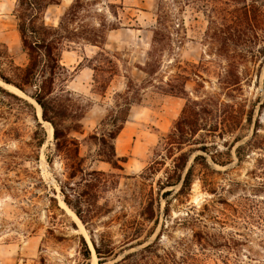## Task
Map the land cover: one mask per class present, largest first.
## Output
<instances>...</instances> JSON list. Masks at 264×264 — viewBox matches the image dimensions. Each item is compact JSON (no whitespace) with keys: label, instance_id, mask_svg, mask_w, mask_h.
<instances>
[{"label":"rangeland","instance_id":"rangeland-1","mask_svg":"<svg viewBox=\"0 0 264 264\" xmlns=\"http://www.w3.org/2000/svg\"><path fill=\"white\" fill-rule=\"evenodd\" d=\"M80 1L83 7L75 25L94 28L99 40L121 27L111 45L119 49L113 56L105 51V42H100L104 50L95 49L98 52L91 53V58L67 66L74 74L67 82L56 81L54 94L61 88L69 92L58 98L53 95L49 102L48 114L58 123L57 133L33 97L14 92L20 99L0 90V264H91L93 251L83 230L102 251L109 243L115 247L117 255L107 263H100L96 252L97 264L122 259L152 242L160 231L164 246L191 236L192 230L177 220L190 205L201 207L218 195L206 191L198 177L186 196L177 194L181 183L168 182L184 176L198 154L206 156L217 170L211 173L225 186V190L221 185L218 188L224 199L232 202L245 194L255 197L264 215V166L257 161L264 159V0ZM15 7L16 0H0V54L8 50L11 55L0 58V74L10 79L16 78L17 66L28 62ZM63 11L53 5L45 20L54 23ZM79 43L73 47L85 42ZM144 48L151 54L147 49L143 52ZM63 61L70 62L66 57ZM84 64L93 69L82 71ZM114 73L118 76L113 82ZM174 86L177 89L172 92ZM178 87L183 88L181 93ZM209 97L215 109L226 103L244 104L253 115L252 123L244 121L234 134L221 136L207 131L210 125L193 134L185 125L177 127L190 100L201 102ZM129 102L133 104L128 112ZM201 109L196 108L201 112L200 122L210 117L219 121L216 111L206 114ZM126 115L153 140L147 138V145L124 146L126 150L121 151L120 142L110 135ZM259 118L261 136H254ZM236 136L241 139L233 143ZM114 144L116 154L127 156L126 162L105 160ZM239 145L262 148L246 150L239 158ZM202 146H210L214 154L229 151L221 157L228 163L213 162ZM64 191L81 210L84 221L65 203ZM60 201L79 217L83 230ZM151 202L158 220L156 226L155 219L148 223L155 228L153 235L144 244L122 249ZM222 206L217 205L215 216L221 215ZM220 224L210 229L223 228L228 236L243 234L234 250L240 254L238 258L248 260L254 255L264 263L263 225ZM82 236L90 248L89 259L83 255ZM33 246L39 247L37 255ZM223 250L227 253V248Z\"/></svg>","mask_w":264,"mask_h":264},{"label":"trees","instance_id":"trees-1","mask_svg":"<svg viewBox=\"0 0 264 264\" xmlns=\"http://www.w3.org/2000/svg\"><path fill=\"white\" fill-rule=\"evenodd\" d=\"M60 3L61 0H16L15 16L18 20V31L23 50L28 57V62L25 66L16 67L17 72L15 73V79H10L8 76L0 74L2 80L18 87L40 104L43 109V117L52 122L56 133L58 132L59 126L55 118L48 114L49 102L53 99V95L58 98L62 93L69 92L66 88H61L60 92H57L58 94H54L56 81L61 80V83L67 82L68 78H71L74 74L62 62L63 51L70 49L75 43H79L80 40L85 43L97 45H100V42H105V37L100 38V40L97 38L98 34L94 31V28L86 26L80 28L75 25L83 7V3L80 0L73 1L61 15L57 25L48 24L45 20L47 9L51 5ZM152 40L154 42V38ZM149 54H151V52H149ZM10 56L8 50L0 54V58H9ZM148 74L151 75L152 72H148ZM228 83L229 85L234 84L230 81ZM174 89H177V87L174 86L171 88V91L174 92ZM0 90L22 99L20 96L6 90L1 85ZM182 91L183 88L178 87V93ZM27 103L31 106L33 105L29 102ZM132 104L133 102L127 104L128 112ZM214 105L215 103L212 97L204 99L201 102L190 100L183 109V114L177 123V127L180 128L185 125L189 128V132L193 134L200 129H207L206 127L210 125L207 131L214 134L219 132L221 136L224 134H234L239 130L244 121L252 123L253 115L251 111L246 110L244 104L237 105L236 103H226L216 109ZM200 106L202 112L206 114H213V112L216 111V115L218 114L219 116V121L214 122L213 117H210L205 118L204 122H200L199 115L201 112L196 110V108ZM261 106L264 108V101ZM128 115L122 118L121 124L111 133L110 136L112 139H117L119 133L128 121ZM261 125L259 118L258 123L254 126V136H261L259 134ZM76 127H79V125H76ZM183 136H185V134ZM240 139V136H236L233 143H236ZM249 141L250 139L247 140L246 143ZM178 142H181V144L185 143V141H180V139ZM209 147L210 146H202L201 149L210 155L213 162L221 165H226L228 163L221 157L225 154L229 155V151L221 152L217 150L218 154H214L209 151ZM259 147L262 148V146L239 145L236 148V153L238 157L241 158L243 155L242 153L246 150ZM112 149L113 153L107 156L105 159L106 161L117 164L121 159L125 162L128 160L127 156H119L116 154L115 144L112 146ZM257 161L258 164L264 166V159L262 157L258 158ZM186 164V161L182 164L181 171L185 170ZM175 168L178 169L179 165H175ZM211 172H217V170L211 166L206 156L198 154L194 157L193 163L188 167L184 176L180 174L175 182H168V185L181 183L177 194L179 196H186L191 192L194 179L198 177L206 191L212 193L214 196L218 195L217 199L212 198L201 207L190 205L186 215L179 217L177 220L183 227L192 230L191 236L181 237L171 246H164L161 243L162 237L160 231L152 242H149L139 250L129 252L122 259L109 264H264L258 258L253 257L254 255L248 256V260L238 258L240 254L234 250L238 249V245L241 243L238 236H242L243 234L236 232L228 236L223 228L214 231L210 229L216 228L214 225L217 223H222L220 224L221 226L232 223L234 226H243L244 228L249 225L250 227H254L255 223L264 226V215H262L259 210V204L256 198L245 194L229 202L227 199L223 198L222 192L220 193L218 191L221 184H218V182L213 179ZM253 172L256 173L257 171L255 170ZM261 185H264V183ZM221 186L223 190L226 189L224 185ZM170 191L171 190H168L166 194H169ZM64 201L83 220L81 210L74 205L73 200L65 191ZM169 204L170 202L168 200L166 210L169 209ZM218 204L223 205L222 209H219L221 215L215 216L213 211L217 209ZM142 216L143 220H139V226L136 228L135 232L127 236L126 240L123 241L122 249L144 244L153 235L155 228L148 225L149 222L155 219V209L152 202L144 208ZM206 219L211 221L214 225L209 226L208 222L205 221ZM156 224H158L157 219H155V226ZM91 240L100 258V263H107L111 257L117 255L115 247L111 243L107 244L105 251H102L93 237ZM82 241L84 246L83 255L86 259H89L91 255L90 248L83 236ZM223 248H227V253L224 252Z\"/></svg>","mask_w":264,"mask_h":264},{"label":"crops","instance_id":"crops-1","mask_svg":"<svg viewBox=\"0 0 264 264\" xmlns=\"http://www.w3.org/2000/svg\"><path fill=\"white\" fill-rule=\"evenodd\" d=\"M69 3V4H68ZM68 3H65L63 0H61V3L60 4H55V6H61L63 7L64 11L73 3L72 0H70V2ZM53 6V5H51ZM48 9H50V7ZM154 8V7H153ZM47 9V11H48ZM137 10L141 11V12H149L148 11V8H137ZM46 11V12H47ZM63 11V13H64ZM62 13V14H63ZM61 14V15H62ZM61 15L57 18V20L54 22V23H47L50 24V25H57L59 23V20L61 18ZM45 17H46V14H45ZM119 28L121 27H117L113 30H111L109 32V34L106 35V39H105V51H110L113 56H114V53L117 52V49H119L118 47L117 48H112L111 45L113 46V43H114V40L117 39V35L120 34L119 32ZM119 42H117V45H118ZM80 43H75L74 45H78ZM150 45H152V41L150 42ZM147 47V46H146ZM80 48V50H79ZM95 49H99V50H104L103 47H101L100 45H97V44H92V43H84L82 44V46H75V47H70V49H66L63 51V54H62V62L66 65V66H70L72 64H74L75 62L79 63L84 57H88V58H91L92 57V54H96L98 52V50H95ZM146 49L148 50V48H144L143 49V52L146 51ZM150 50V49H149ZM149 50H148V53H149ZM68 58L70 62H64L63 61V58ZM83 69L82 71L84 70H92L93 68L91 67V65H88V64H84L83 65ZM115 76H118L117 73H115L111 79V81L113 80L114 82V79H115ZM112 82V83H113ZM134 118H137L138 116L136 114H133L132 115ZM145 131L143 130H139V128H137L136 126V123L135 122H130V121H127L125 126L123 127V129L121 130V132L119 133L118 137H117V141L120 142V146L121 147V151H125L126 148L124 146H145L147 145V138L149 140H153L152 138V135L149 136V137H145L144 134ZM38 248H34L33 246V249H35V254L37 255L38 253Z\"/></svg>","mask_w":264,"mask_h":264},{"label":"bare ground","instance_id":"bare-ground-1","mask_svg":"<svg viewBox=\"0 0 264 264\" xmlns=\"http://www.w3.org/2000/svg\"><path fill=\"white\" fill-rule=\"evenodd\" d=\"M263 74H264V72H263ZM0 83L4 84L6 87H8L10 90H12L13 92H15L17 94H20V95L23 94L17 87H15V86H13V85H11L9 83H4V82H1V81H0ZM37 112H38L39 115H41V113H42V109H41V107L38 104H37ZM49 132H50V134L52 133V128H50V127H49ZM60 203H61L63 208L67 209L69 211V213L72 214V216L75 218V220L77 221V223L81 227L83 224L81 223V220L79 219V217L73 211H71L70 208H68L67 205L63 201H60ZM81 229H82V227H81ZM83 234L85 235V237H86V239H87V241H88V243H89V245H90V247L92 248V251H93V260H92L91 264H97L96 250H95V248L92 245L93 243H92L91 239L89 238V235L87 234L86 231L83 230Z\"/></svg>","mask_w":264,"mask_h":264},{"label":"water","instance_id":"water-1","mask_svg":"<svg viewBox=\"0 0 264 264\" xmlns=\"http://www.w3.org/2000/svg\"><path fill=\"white\" fill-rule=\"evenodd\" d=\"M20 90V89H19ZM21 91V90H20ZM21 92H23V91H21Z\"/></svg>","mask_w":264,"mask_h":264}]
</instances>
